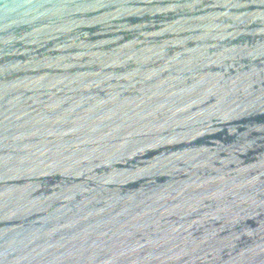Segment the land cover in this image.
I'll list each match as a JSON object with an SVG mask.
<instances>
[{
  "label": "water",
  "instance_id": "1",
  "mask_svg": "<svg viewBox=\"0 0 264 264\" xmlns=\"http://www.w3.org/2000/svg\"><path fill=\"white\" fill-rule=\"evenodd\" d=\"M0 264H264V0H0Z\"/></svg>",
  "mask_w": 264,
  "mask_h": 264
}]
</instances>
